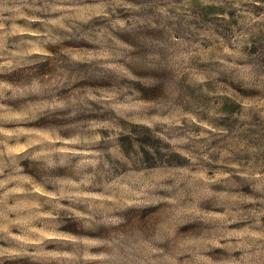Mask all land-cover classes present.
Returning a JSON list of instances; mask_svg holds the SVG:
<instances>
[{
    "label": "clouds",
    "instance_id": "9594fccd",
    "mask_svg": "<svg viewBox=\"0 0 264 264\" xmlns=\"http://www.w3.org/2000/svg\"><path fill=\"white\" fill-rule=\"evenodd\" d=\"M0 264H264V0H0Z\"/></svg>",
    "mask_w": 264,
    "mask_h": 264
}]
</instances>
